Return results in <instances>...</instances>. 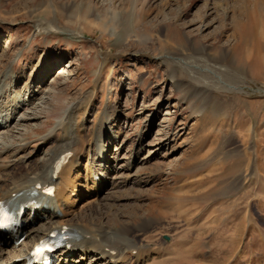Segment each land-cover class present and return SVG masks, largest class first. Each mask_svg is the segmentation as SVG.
<instances>
[{
  "label": "rangeland",
  "instance_id": "obj_1",
  "mask_svg": "<svg viewBox=\"0 0 264 264\" xmlns=\"http://www.w3.org/2000/svg\"><path fill=\"white\" fill-rule=\"evenodd\" d=\"M0 81L8 106L34 92L17 123L0 119V151L29 153L13 167L50 156L65 111L89 100L88 135L135 168L97 202L83 188L80 212L128 230L147 264H264V0H0Z\"/></svg>",
  "mask_w": 264,
  "mask_h": 264
},
{
  "label": "bare ground",
  "instance_id": "obj_2",
  "mask_svg": "<svg viewBox=\"0 0 264 264\" xmlns=\"http://www.w3.org/2000/svg\"><path fill=\"white\" fill-rule=\"evenodd\" d=\"M47 10L49 11V9ZM51 12L50 10V14ZM37 26L38 32H41L45 28L44 26H47V29L53 28L54 23L45 24L43 20H40ZM194 52L202 53L201 50H194ZM173 54H176V52L170 53L169 50L168 55ZM181 54L182 52H179L176 55ZM198 60L202 61L201 59ZM219 60L223 61L224 59H218L217 62H220ZM217 62L209 67L207 61L206 67H208V70L211 69L220 74V67H217ZM183 64L186 65L187 63L183 62ZM183 64L178 62L176 65ZM214 72H205V75H210L208 77H211L217 85H221L220 83L223 82L222 77L215 75ZM7 84V81L3 83L0 81V85L7 86ZM18 84V81L15 82V86H18ZM178 86L181 87V85ZM24 88L20 87L16 90V93L12 95L13 101L10 102L9 106L5 99L0 102V107H3L0 108V119L3 117L5 110L11 111L9 112V118H12V123L16 122L18 117L26 114L24 105H21L17 100L24 98V96L31 97L34 92L31 93V90H28V82H25ZM34 102L32 103L31 98H29V106ZM88 106L89 100L85 98L80 100V103L72 109L65 111V115L63 114L64 116L58 124L63 133V139L57 144L55 143V151L50 156H45L44 160L37 165H23L21 167L16 165L13 167L12 165L18 160L24 162L29 153L26 154V149L20 144L14 145L10 142L3 144L0 151V202L11 201L20 207V204L36 199L41 202L43 211H39L32 217L30 215L31 211H29L24 216L26 224L22 230V235L26 236V239L22 243H19L21 237L15 238L13 235L0 237V264H25L34 245H37L51 232H60L64 229L70 232L72 240L68 247L60 250L57 264H127V252L134 245V242L128 239V230L113 232L112 227L94 221L98 215V210L89 206L88 203L86 212H82V214L80 203L78 204L79 198H82L83 188L89 190L94 196L93 198L96 199L99 197L100 189L103 186L111 185V182L106 181V178L112 174L111 172L114 171L116 175L124 176V173L131 172L135 168L134 163H128L118 171L119 167L113 166V163H118V159L106 155L107 147L102 145L107 134L96 132L92 136L88 135L89 131L85 129L84 123L86 122L84 115L88 113ZM76 115H79V118ZM2 124L0 123L1 135L9 136L11 126L8 128L5 124L3 128ZM2 129L7 131L1 132ZM67 154H72V157L57 174L56 166L61 158ZM83 159L86 160L85 177H83V172L78 171ZM7 177H10L9 181H6ZM49 186L56 187L54 198L45 194V189ZM94 202H97V199ZM39 215L45 218L41 220ZM36 223L38 224L36 225ZM135 249L131 251L132 254L136 255L132 261L136 264H142L145 261L143 264H147L149 259H146V251L139 249L134 251ZM8 254L10 258H5ZM156 257L154 256L152 261Z\"/></svg>",
  "mask_w": 264,
  "mask_h": 264
}]
</instances>
